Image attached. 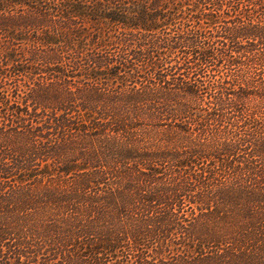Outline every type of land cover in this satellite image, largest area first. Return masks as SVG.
I'll return each mask as SVG.
<instances>
[{
    "label": "trees",
    "instance_id": "obj_1",
    "mask_svg": "<svg viewBox=\"0 0 264 264\" xmlns=\"http://www.w3.org/2000/svg\"><path fill=\"white\" fill-rule=\"evenodd\" d=\"M244 1L0 0V264H264V0Z\"/></svg>",
    "mask_w": 264,
    "mask_h": 264
},
{
    "label": "rangeland",
    "instance_id": "obj_2",
    "mask_svg": "<svg viewBox=\"0 0 264 264\" xmlns=\"http://www.w3.org/2000/svg\"><path fill=\"white\" fill-rule=\"evenodd\" d=\"M239 1L242 2L244 0H239ZM247 2L250 4L249 6H251V0H245L244 1L245 4ZM237 7H239V3H238V1H235V8H236V10L233 11V14H236V16L239 17V14H237L238 11H239V9H237ZM80 77L81 76H79V75H75L73 78H71L72 80L69 83H63V85L64 86H69L72 90H76V93L79 95V90H80V88H82V84H80V83H82V81L80 80ZM53 80L56 81V78H53ZM53 84H52L53 85V89H52L53 92L50 94V97L47 100L49 102L47 104L48 106L51 105V104H54V106H56L60 102V100L63 98L62 93H63V90L64 89H63L61 83H59V84L53 83ZM66 107L67 106H60L61 109L58 110V114H57L58 116H57V118H60V117H63L64 116L63 111L64 112L67 111L66 110ZM31 110H32V107H30V111ZM43 110L44 109H40L38 107V110H37L38 113H36V115H34V116L31 115V116H28V117H30L33 120H36V121H39L40 122V127H39L38 130L35 131V133H37L38 135H43L44 137L41 138V141H43L46 144L47 139H51L53 137H56L60 133V131L57 128V121H56V119H53L52 118L51 119L52 122L49 125V122L48 121H49V116L50 115H44L43 114L44 113ZM100 140H102V139H100ZM107 142H108V145L109 146H115V147L118 146L120 149L122 148V142H120L118 140H115L113 142L112 141H107ZM21 166H23L25 168L27 167L25 165H21Z\"/></svg>",
    "mask_w": 264,
    "mask_h": 264
}]
</instances>
